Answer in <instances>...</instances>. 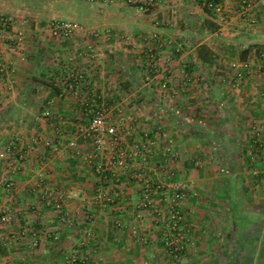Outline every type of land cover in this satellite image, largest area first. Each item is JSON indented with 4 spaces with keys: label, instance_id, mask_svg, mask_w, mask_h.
<instances>
[{
    "label": "crops",
    "instance_id": "crops-1",
    "mask_svg": "<svg viewBox=\"0 0 264 264\" xmlns=\"http://www.w3.org/2000/svg\"><path fill=\"white\" fill-rule=\"evenodd\" d=\"M134 1L137 0L116 1L114 10L117 12V17L114 22L101 20L89 22L83 26L88 31L105 30L108 32V29H112L116 38L123 40L125 38L131 41V44L141 38V30L150 29L151 31L158 29L156 33H153L152 42L172 44L175 38L172 37L174 34L170 29L180 30V33L175 35L177 40L174 41L179 46L183 45L184 49L179 51L175 57L171 56L172 59L169 55L164 56V60H169L171 64L166 63L167 69L158 70L161 75L166 71L164 74L169 83L165 90L168 93L167 99L163 101V105L155 99L154 104L169 109L167 119L165 118L167 133L181 142L180 148L185 160L188 153L204 156L210 155L211 152H221L222 144L212 143L213 146H211L205 144V140H246L253 131L247 127L264 121V99H262L264 85L254 86L248 83L252 82V77L259 73L255 71V68L254 70L253 68L242 70L236 66L241 59L235 52V46L236 44L243 45L242 55L246 57V61L264 56V0H220L224 9L223 21L203 9L201 0H146L150 2L145 5L148 6L147 11L150 12L146 16L147 21L141 22L136 19L134 12L140 11L142 6ZM101 2L105 5L107 3L106 0L97 1L100 4ZM30 3L32 5H29ZM36 3L30 0H0V14L12 19L10 40L0 43V63L9 67L6 78L0 86L1 93L5 91L7 94V97H1L0 108H7V115L10 114V117L8 116L4 121L5 124L11 121L20 128L19 125L22 123L23 134L21 136L25 141L39 132L52 136L51 129L54 126L72 132L77 124L86 123L88 113L85 109L88 104L92 103L94 94L98 93L96 90L107 92L112 82L110 80L118 75L117 69L112 70L113 65L104 53L98 54L92 62L89 61L88 56L84 55L80 58L82 46L87 44V37L84 36L86 30L69 40L60 41L52 38L46 30L47 25L43 22L44 18H38V12L32 9L35 7H31ZM187 28L197 29L198 32L190 36L184 35V29L187 32ZM104 37L107 38V36ZM188 43L192 44L191 49L187 47ZM200 45H206L215 53V63L201 62L196 53ZM116 56H119L120 60L124 59L120 55ZM73 68L85 70L92 84L77 87L70 98L62 99L58 96L60 92L53 82L54 75L58 74L57 70L66 74L68 69ZM134 71L132 68L128 73H124L125 77L129 74V80L132 79ZM158 72L152 73L155 78L158 77ZM237 75L246 76L248 82L243 84L229 82L231 77ZM227 79H229L228 82ZM202 80H207L208 83H199ZM189 81L196 83H188ZM114 86L115 82H113V88ZM149 86L157 91L160 84L153 81ZM254 95L256 96L253 97ZM154 97L156 98V95ZM113 102H116V99H113ZM177 109L180 110V114L175 117L171 111L177 112ZM191 110H194V118L189 120L187 113ZM45 112L47 114L51 112V117H45ZM173 119H177L179 127L174 126L176 120ZM187 122L192 123L187 125ZM66 137L70 136L65 135V139ZM6 138V135L3 136L0 133V145ZM190 140L196 142V148L192 149L191 145H188ZM67 148L65 151L59 148V152L54 153L53 157L41 146L34 148V151L28 154L29 161L32 163L35 160L36 164L38 157H46L47 161L42 162L41 159V167L34 165V171L30 170V164L27 172L15 177V192L11 194L7 192V195L0 196V204L4 205L12 216L10 225L6 227L8 230L5 232L18 233V230L24 229L32 222L36 230H46L49 237H54V235L57 238L60 237V242L63 237H66L64 246L77 241L71 236L80 239L82 232L80 228L76 229V225L72 228H65L62 222H67L69 217L74 216H76V221L84 222L87 219L84 216L85 213L59 215V210L53 209L52 212L44 206L46 198L42 195L44 189L46 190L50 184L49 182H53L54 186L57 185L55 189L61 190L65 195L70 193L66 188L71 189L77 186H73L72 179L74 175L80 176L81 170L79 169L84 167L67 164L74 158H67L69 159L65 160L67 163L59 159L63 152L65 154L66 151L73 152L72 149ZM227 148L224 147V150L231 157H238V152H245L244 155L247 157L245 148L239 151V148L235 146L237 153ZM109 150L106 148L107 152ZM261 160L264 161V149L258 162ZM258 162L255 165L245 164L243 169L237 166L238 163L230 162L228 165L230 171L237 174L231 173L223 178V181L227 182L223 184V187L227 185L229 189L228 193L225 192L226 196L220 195L221 178L205 179L209 172H214V164L207 169L201 164L198 166L197 162L195 167L189 163L184 164L182 169L185 177H189L192 169H195L202 177L195 180V186L201 190V194L188 199L183 205V210H185L183 214L189 233L185 249L186 258H183V264H264V183L259 173L261 171L259 167L262 165ZM32 173L33 176L30 175ZM26 177H30L36 184L30 192L24 190L23 184ZM84 184L87 185V183ZM91 184L88 185L91 186ZM98 184L99 181L95 180L91 189L96 190ZM210 185L212 189H206ZM109 191V186H107L106 194ZM0 194H2L1 189ZM104 196L103 194L104 204L108 201L111 203L117 201L112 195H108L107 199ZM131 202L133 205L134 198ZM68 204L71 205L70 202ZM93 213L86 223L90 226L89 232L94 240L87 249H84L86 255L88 254L86 264H104V262L105 264H128L135 258L138 262H144L141 258L148 257L149 252L156 255L153 262L154 260H157V263L160 262L159 255H157L159 249L156 250L158 247L156 244L152 246L146 244L149 246L144 254L141 248L134 251L131 242L128 243L131 236L127 230L111 234L112 231L102 229L96 224L102 221L106 225L108 209L103 207ZM44 222L47 228L44 227ZM53 223L55 225L51 228L50 225ZM94 225L96 227H93ZM86 228L83 227L84 230ZM189 236L193 238V242L188 241ZM144 243L149 242L144 241ZM50 244L48 239L44 244L45 248H50ZM109 246L111 247L109 251L115 252L111 259L104 254ZM43 250L39 252L44 253ZM53 250L55 249L52 248ZM199 250L201 254L197 255ZM52 251L48 254L54 256L55 252L52 253ZM202 255L204 257H201ZM109 260L113 261L107 263L106 261Z\"/></svg>",
    "mask_w": 264,
    "mask_h": 264
},
{
    "label": "rangeland",
    "instance_id": "rangeland-1",
    "mask_svg": "<svg viewBox=\"0 0 264 264\" xmlns=\"http://www.w3.org/2000/svg\"><path fill=\"white\" fill-rule=\"evenodd\" d=\"M30 1L37 2L31 7H35L32 9H36L38 18H44L43 22L47 25L46 30L49 35L60 41L69 40L80 35L81 31L86 30L83 24L86 25L89 22L93 23L101 20L104 22H114L117 17V12L114 9H116V1L118 0L111 2L106 0V5L103 2L101 4L97 3L98 0ZM134 2L142 6L140 11L134 12V14L136 13V19L140 22L147 21L146 16L150 11H147L148 6L145 5L150 2H146V0ZM29 5L32 4L30 3ZM53 23L75 24L79 29L68 38L55 37L51 32ZM157 30L153 29V32L151 29L148 31L141 30V38L132 44L131 41L125 38L124 40L116 38L117 36L112 29H108V32H105V30H90L91 32L86 30L84 32V36L87 37V44L82 46L80 58H83L85 55L92 62L98 54L104 53V56L108 60L110 59L109 62L113 65L112 70L116 71L117 69L116 73L118 75L110 80L112 82H110V88L107 92L100 89L96 90L98 93L94 94L92 103L88 104L85 109L88 113V121L81 123V125L77 124L75 126L76 129L74 128L72 132H69V130L64 131L63 128L54 126L51 129L53 132H51L52 136L39 132L37 135L32 136L31 139L25 141L21 136L23 134L22 123L19 125L20 128L16 123L11 121H9L10 123L7 121L8 124H5L4 121L8 116L10 117V114L7 115V108H0V133L7 137L6 140L3 139L0 145V189L2 192L0 196L7 195V192L10 194L15 192V177L23 175V172H27L30 164V170L34 171V165L41 167V159L43 160L42 162L47 161L46 157H38L36 164L35 160H33V163L29 161L28 154L32 153L34 148L36 149V147L41 146L46 152L49 151V155L53 157L54 153L59 152V148L65 151L68 145L67 149H72L73 152L71 153L70 151L68 153L66 151V154L63 152V155L59 156V159L67 163L65 161L67 158H74L72 162L67 159L69 160L67 164L84 167L79 169L81 170V175H74L72 179L73 186H77L71 189L66 188L70 193L65 195L61 190L55 189L57 185L54 186L53 182H49L50 184L46 190L44 189L42 194L46 198L44 206L51 209L52 212L53 209L59 210V215H63V213L75 215L76 213L81 214L84 212V216L87 218L84 222H80L76 221V216H74L69 217V221L62 222L65 228H72L76 225V229L80 228L82 231L80 239L79 237L71 236L72 239L76 238L77 241L64 246L66 237H63L60 242V237L57 238L55 235L54 237H49L46 230H36L32 222L31 225L28 224L24 229L18 230V233L9 234L5 232L8 230L6 227L10 225L12 216L4 205L0 204V264H79L78 262L86 264L88 254L86 255V250L84 249H87L90 243L94 241L93 235L91 236L89 232L90 226L86 223L89 221V216L91 217L95 210L103 209V207L109 210L106 217L108 221L106 225H104L105 222L104 224L102 221L100 223L97 222L98 227L112 231L111 234L123 230L126 232L127 230L131 236L128 239V243L131 242L130 244H132L134 251L141 248L143 254L149 245L156 244L158 246L156 250L159 249L157 254L159 255V263H157V260L153 262V258H156V255L149 252L147 253L148 257L145 258L143 256L141 258L144 262H138L135 258V260H130L128 264H183V258H186L185 249L189 235L186 219L183 214L185 211L183 210V205L188 199H193L201 194V190L195 186V180L202 176L195 169H192L189 177H185L186 175L182 167H184L185 163L192 164L195 167V163L197 162L198 166L201 164L207 169L214 164V172H209V175L205 179L221 178L220 184L222 187L220 195L226 196L229 189H227V185L223 187V184L227 183L223 181V178L229 176L231 173L237 174L236 172H231L228 165L230 162L238 163L237 166L243 169L245 164H250L247 154V150L252 146L250 136L253 135V131H261L263 133L264 121L247 127L251 130L253 129V131L247 136L246 140H205L204 143L211 146H213L212 143H215V145L222 144L221 152H211L210 155L206 154L204 156L188 153L185 160V156L182 154L180 148L181 142L177 138H172L167 133L168 128L165 125V118L167 119V110L169 109L164 106H155L154 104V100L156 99V101H160L159 103L163 105L162 103L167 99L168 95L165 92L169 84L167 76L164 74L166 71L163 75L158 72V70L168 68L166 63L171 64L169 60L165 61L164 58L169 55L172 59L171 56L175 57L178 55L179 51L184 49V46H179L174 41L177 40L175 35L180 33L178 28L170 29L174 34L172 37L175 38L172 44L165 42V45L164 43L152 42L154 38L153 33H156ZM196 32H198L197 29L187 28V32L184 29L183 34L190 36ZM104 36H107V38ZM242 46V44H236L235 46V52L241 59L236 63V66L242 70L246 68H253L254 70L255 68V71L259 74L252 77V82H248L247 77L241 75L233 76L231 80L227 79V82L229 80L232 84L248 82L254 84V86L264 85V73H262L264 71V56L261 55L255 60L246 61V57L244 58L242 55ZM187 47L191 49L192 44L188 43ZM116 55H120L124 59L120 60L119 56L117 57ZM131 67L135 71L131 76L132 79L129 80L130 75L127 74L125 77L124 73H128L132 69ZM60 69L62 70L63 68ZM57 71L58 74L54 75L55 79L53 82L60 92L58 96L62 99L70 98L75 88L92 84L91 78L81 68L68 69L66 74H63V71L61 73L60 70ZM154 71L159 74L157 78L152 74ZM79 75L83 76L82 82L76 81ZM153 81L160 84V87H157V91H154V88L149 86ZM3 82H0V86ZM113 82H115L114 88ZM192 82L196 83L195 81H189L188 83ZM202 82L208 83L207 80H202L199 83ZM164 83L166 84L164 85ZM1 89L0 102L4 96L7 97L5 91L1 93ZM155 95L156 98L154 97ZM250 97L252 96L250 95ZM113 99H116V102H113ZM262 99H264V92ZM191 111L187 113L189 120L194 118V110ZM50 114L45 112L44 115L45 117H49ZM101 114L104 115L102 118L105 125L104 129L102 128L103 130L93 126V121L102 117ZM171 114L178 117L180 110L177 109V112L171 111ZM173 120H176L174 126L179 127L177 119ZM188 123L191 124L192 122H187V125ZM111 124L118 127L119 132L123 134L119 144H116L114 137L106 133L107 125ZM65 135L70 137H66L65 139ZM260 140L264 144V134L260 137ZM188 142V145L190 144L192 149L196 148L195 141L190 140ZM235 146L239 148V151L245 148L247 157L244 155L245 152H238V157H231L226 154L224 147H229L227 149L237 153ZM106 148L110 150L107 152ZM258 163L263 166L259 167L261 169L259 173L264 183V161L261 160ZM82 170L85 171L82 172ZM30 175L33 176L34 174ZM26 178L23 184L24 190L30 192L36 184L33 183L30 177ZM95 180L99 181V184L96 190H92L91 187L95 184ZM84 183H87V185ZM89 183H92L91 186L88 185ZM107 186H109L110 191L106 194ZM207 188L211 190L212 186L210 185ZM63 189L65 190V188ZM103 194L105 195V199L108 198V195H112L117 201L113 203L108 201L104 204L102 201ZM133 198L134 204L131 205ZM54 225L55 223L51 224L50 227L52 228ZM84 226L87 227L85 230L83 229ZM93 227H96V225ZM152 237L154 240H151L153 239ZM48 239L51 243L49 246L51 249H46V246H44ZM144 241L149 243H144ZM188 241L193 242V238L189 236ZM169 242H173L174 244L169 245ZM146 244L149 245L146 246ZM52 248L56 250H53L55 253L52 251ZM41 249H44L43 251L45 252H39ZM109 249H111L110 246L104 251V254L107 255V258L111 259V256L115 255V252H110ZM49 251H52L54 256L49 255ZM200 252L201 250L197 252V255H200ZM194 253L193 257H195ZM125 254L127 255L128 253ZM201 257H204V255ZM201 257L200 259H202ZM110 261L112 262L113 260L106 262L111 263Z\"/></svg>",
    "mask_w": 264,
    "mask_h": 264
},
{
    "label": "built area",
    "instance_id": "built-area-1",
    "mask_svg": "<svg viewBox=\"0 0 264 264\" xmlns=\"http://www.w3.org/2000/svg\"><path fill=\"white\" fill-rule=\"evenodd\" d=\"M109 2L113 0H107ZM202 7L212 13L216 16V18L220 21H223L224 18V9L222 4L219 0H201ZM12 25V19L9 16L0 14V43L5 42L7 40H10V30ZM79 28L77 25H70V24H64V23H53L51 26V32L52 35L55 37H62V38H68L69 36H72ZM9 71V67L6 64H0V82L4 81L6 78V75ZM83 76H77L76 81L82 82ZM102 117L99 119L94 120V127H98L99 129H104V122L102 121V118L104 117L103 114H101ZM103 128V129H102ZM261 131H253V135L250 136V139L252 140V146L249 147L247 150V154L249 157V162L252 165L257 164L260 153L264 149V144L261 142L260 137L264 134V129ZM106 133L114 137L116 144L120 143L121 132H119V128L115 125H107ZM263 179H264V173H263ZM174 244L173 242H169V245Z\"/></svg>",
    "mask_w": 264,
    "mask_h": 264
},
{
    "label": "trees",
    "instance_id": "trees-1",
    "mask_svg": "<svg viewBox=\"0 0 264 264\" xmlns=\"http://www.w3.org/2000/svg\"><path fill=\"white\" fill-rule=\"evenodd\" d=\"M196 53H197L198 58L204 64H213L216 61L215 53L212 50H210L206 45H200L196 49ZM260 155H261V153H260ZM78 263L80 264V262H78ZM82 264H84V262H82Z\"/></svg>",
    "mask_w": 264,
    "mask_h": 264
}]
</instances>
